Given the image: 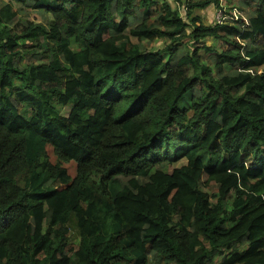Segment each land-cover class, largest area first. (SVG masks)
Segmentation results:
<instances>
[{"label": "trees", "instance_id": "1", "mask_svg": "<svg viewBox=\"0 0 264 264\" xmlns=\"http://www.w3.org/2000/svg\"><path fill=\"white\" fill-rule=\"evenodd\" d=\"M0 264H264V0H0Z\"/></svg>", "mask_w": 264, "mask_h": 264}, {"label": "rangeland", "instance_id": "2", "mask_svg": "<svg viewBox=\"0 0 264 264\" xmlns=\"http://www.w3.org/2000/svg\"><path fill=\"white\" fill-rule=\"evenodd\" d=\"M172 4L173 7H176V4L174 2H170ZM218 10L216 8V6L214 5H211L210 7H208L207 9L205 10H201V11H197V13L202 16L203 18V21L205 22V24H215L216 23V14H217ZM31 20H33L34 22H40V17L38 15H36L35 13H33L31 15ZM26 45H25V48L27 47L28 50L32 51V52H40L39 48H38V44L36 42H33V41H26ZM207 44L208 45H217V41H215L214 39H209L207 41ZM167 45L166 41L165 40H157V41H153L151 43H149L148 45V49L150 50H159V49H163L165 46ZM24 49V48H23ZM28 62H31L34 60L33 56H30L28 58ZM22 110H25V109H22ZM70 111V108H65L64 111H63V114L65 115H68ZM51 158L52 160H54V156L51 154ZM185 162H180L178 164H175L177 167H180L181 165H183ZM69 166V170H70V173L72 175H74L75 173V165L74 164H68ZM127 179L120 176L118 178V185L117 187H122L125 183H126ZM203 188L206 190L207 188V179L204 178L203 179ZM208 190H213V187H211L210 189Z\"/></svg>", "mask_w": 264, "mask_h": 264}, {"label": "built area", "instance_id": "3", "mask_svg": "<svg viewBox=\"0 0 264 264\" xmlns=\"http://www.w3.org/2000/svg\"><path fill=\"white\" fill-rule=\"evenodd\" d=\"M161 1V0H158ZM226 19L225 13L222 10H218L216 14V23L221 24Z\"/></svg>", "mask_w": 264, "mask_h": 264}]
</instances>
